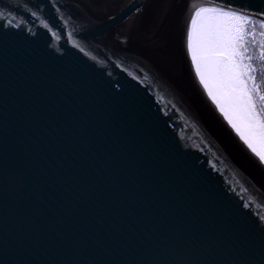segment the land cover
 <instances>
[{
  "label": "water",
  "instance_id": "1",
  "mask_svg": "<svg viewBox=\"0 0 264 264\" xmlns=\"http://www.w3.org/2000/svg\"><path fill=\"white\" fill-rule=\"evenodd\" d=\"M199 2L264 13L0 0V264H264V163L197 75Z\"/></svg>",
  "mask_w": 264,
  "mask_h": 264
},
{
  "label": "snow or ice",
  "instance_id": "2",
  "mask_svg": "<svg viewBox=\"0 0 264 264\" xmlns=\"http://www.w3.org/2000/svg\"><path fill=\"white\" fill-rule=\"evenodd\" d=\"M193 7L197 11L188 30L187 48L200 82L240 138L264 163V90L257 83L253 64L258 47L260 73L264 76V13L253 19L244 9ZM210 82L224 104L214 95Z\"/></svg>",
  "mask_w": 264,
  "mask_h": 264
},
{
  "label": "trees",
  "instance_id": "3",
  "mask_svg": "<svg viewBox=\"0 0 264 264\" xmlns=\"http://www.w3.org/2000/svg\"><path fill=\"white\" fill-rule=\"evenodd\" d=\"M257 40H259V36H257ZM253 49L250 48V51H252ZM259 56V51H258V47L255 48V57L253 60V64L254 66L257 68V72L255 73L256 78H257V83L260 84L261 89L264 90V76L261 75L260 73V61L258 59Z\"/></svg>",
  "mask_w": 264,
  "mask_h": 264
},
{
  "label": "bare ground",
  "instance_id": "4",
  "mask_svg": "<svg viewBox=\"0 0 264 264\" xmlns=\"http://www.w3.org/2000/svg\"><path fill=\"white\" fill-rule=\"evenodd\" d=\"M200 3V5H202V6H204V7H210V6H218V5H216V4H214V3H205V2H199Z\"/></svg>",
  "mask_w": 264,
  "mask_h": 264
}]
</instances>
